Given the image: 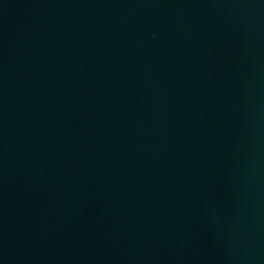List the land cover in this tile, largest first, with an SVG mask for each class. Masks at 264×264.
<instances>
[{"label": "water", "instance_id": "95a60500", "mask_svg": "<svg viewBox=\"0 0 264 264\" xmlns=\"http://www.w3.org/2000/svg\"><path fill=\"white\" fill-rule=\"evenodd\" d=\"M0 264H264V0H0Z\"/></svg>", "mask_w": 264, "mask_h": 264}]
</instances>
